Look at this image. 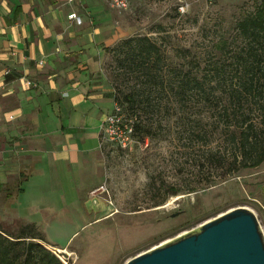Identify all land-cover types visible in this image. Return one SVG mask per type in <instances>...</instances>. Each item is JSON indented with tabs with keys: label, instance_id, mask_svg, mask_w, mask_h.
<instances>
[{
	"label": "rangeland",
	"instance_id": "1",
	"mask_svg": "<svg viewBox=\"0 0 264 264\" xmlns=\"http://www.w3.org/2000/svg\"><path fill=\"white\" fill-rule=\"evenodd\" d=\"M258 1L131 0L124 9L108 3L123 30L112 45L129 35L147 34L165 50L170 63L183 65L190 60L202 66L216 58V44L234 39L236 20ZM183 2L187 6L181 11L178 6ZM107 48L102 66L113 88L114 61ZM225 77L226 83L237 79L233 70ZM250 104L246 110L254 121L260 120L257 102ZM163 108L143 115L157 125L154 135L144 141L134 132L135 142L128 148L105 141L101 157L106 176L98 185L107 190L98 196L105 201V210L88 209L86 201L94 196L85 195L71 203L68 197L56 212L31 213L29 220L45 235L43 244L64 264H126L237 207L250 210L264 228V160L256 167L237 169L233 164L237 148L228 139L225 122L234 118L218 115L215 105L197 104L192 96ZM199 126L213 128L212 135L196 138L192 130ZM4 193L0 189V208L7 220L0 227L15 231L17 227L7 225L10 211Z\"/></svg>",
	"mask_w": 264,
	"mask_h": 264
},
{
	"label": "crops",
	"instance_id": "2",
	"mask_svg": "<svg viewBox=\"0 0 264 264\" xmlns=\"http://www.w3.org/2000/svg\"><path fill=\"white\" fill-rule=\"evenodd\" d=\"M122 32L106 0H0V189L9 227L88 197L105 178L101 126L114 99L102 63Z\"/></svg>",
	"mask_w": 264,
	"mask_h": 264
},
{
	"label": "trees",
	"instance_id": "3",
	"mask_svg": "<svg viewBox=\"0 0 264 264\" xmlns=\"http://www.w3.org/2000/svg\"><path fill=\"white\" fill-rule=\"evenodd\" d=\"M235 29L234 39L227 37L216 44V58L202 66L190 60L183 65L170 63L165 50L147 34L126 36L107 48L114 61L110 72L113 99L133 118L138 140L154 135L157 126L144 119V114L192 96L197 104L215 105L218 115L234 118L225 127L237 148L232 160L237 169L256 167L264 160V0L237 19ZM231 70L237 79L226 83ZM250 100L257 102L260 120L254 121L246 110L252 106ZM259 122L261 127L256 129ZM212 132L213 128L209 131L201 126L192 130L202 140ZM43 241L33 223L22 224L15 231L0 227V264H64Z\"/></svg>",
	"mask_w": 264,
	"mask_h": 264
},
{
	"label": "water",
	"instance_id": "4",
	"mask_svg": "<svg viewBox=\"0 0 264 264\" xmlns=\"http://www.w3.org/2000/svg\"><path fill=\"white\" fill-rule=\"evenodd\" d=\"M261 189L264 193V185ZM86 204L96 212L107 207L98 196ZM126 264H264V236L250 210L232 208L134 256Z\"/></svg>",
	"mask_w": 264,
	"mask_h": 264
},
{
	"label": "built area",
	"instance_id": "5",
	"mask_svg": "<svg viewBox=\"0 0 264 264\" xmlns=\"http://www.w3.org/2000/svg\"><path fill=\"white\" fill-rule=\"evenodd\" d=\"M112 7L124 9L127 8L131 0H106ZM187 3L179 4V10L184 11ZM68 17L77 18L75 12L68 13ZM26 85H32V81L29 78L25 79ZM133 123L129 121L122 105L114 101L113 108L106 114L102 126H101V143L105 141L114 142L121 148H128L133 145L135 139L133 138ZM104 185L95 187L90 191L91 196H99L103 192H106ZM259 223V221H258ZM261 231L264 236V228L259 223Z\"/></svg>",
	"mask_w": 264,
	"mask_h": 264
}]
</instances>
